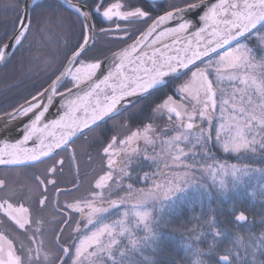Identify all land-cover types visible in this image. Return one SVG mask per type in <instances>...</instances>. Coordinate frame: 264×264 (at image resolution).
Here are the masks:
<instances>
[{"label":"snow or ice","instance_id":"1","mask_svg":"<svg viewBox=\"0 0 264 264\" xmlns=\"http://www.w3.org/2000/svg\"><path fill=\"white\" fill-rule=\"evenodd\" d=\"M56 6L69 11L78 32L68 26L63 59L45 61V78L33 92L0 108V165H49L34 177L39 195L28 206L15 188L0 179V220L15 233H0V264H159L144 250L155 253L167 218L197 196L201 201L213 197L209 186L196 177L197 146L204 156H211L217 146L224 153H252L260 167L232 165V190L246 187L251 179H257L264 190V0H76L75 4L56 0ZM46 8L43 0H25L24 11L14 22L18 31L11 44L0 48V61L9 59L12 46L22 47L34 31L43 35L54 23L66 24L53 20ZM33 13H39L35 25ZM113 43L127 47H104ZM224 80L234 89L228 98L220 87ZM159 93L165 95L154 100ZM145 107L147 119H152L153 109L166 110L167 119H174L179 129L160 139L161 151L167 149L163 164L170 170L161 173L166 178L157 182L156 172L143 169L141 177L135 165L121 168L129 180L136 173V181L152 185L133 196L132 183L125 189L116 181L113 187L108 183L112 171L107 172L88 195L61 206L64 214L56 213L61 219L55 226L60 234L54 231L53 240L45 243L46 221L41 213L49 202L47 186L53 191L62 187L57 182L64 165L61 154L74 149L78 141L87 144L85 138L100 130L94 139L103 140L112 169L117 141L103 135L105 127L122 113L143 114ZM148 131L132 132L119 143L142 139L156 151ZM138 156L128 155L127 161H137ZM142 160L159 167L156 157L144 155ZM72 185L74 190L64 195L80 191L75 180ZM227 191L221 180L213 198L223 203ZM218 211H227L236 223L247 219L235 204ZM209 224L214 237L222 235ZM134 229H141L143 235H135ZM188 251L196 257L193 264H234L230 254L217 257L214 243L207 252L193 251V246ZM137 254L142 261L135 259ZM252 255V264H264V249L259 257Z\"/></svg>","mask_w":264,"mask_h":264},{"label":"flooded vegetation","instance_id":"2","mask_svg":"<svg viewBox=\"0 0 264 264\" xmlns=\"http://www.w3.org/2000/svg\"><path fill=\"white\" fill-rule=\"evenodd\" d=\"M176 2H178V0H176ZM23 3L24 0L22 2V6ZM17 29L14 31L11 37L16 33ZM129 43H131V41H129ZM125 46L127 45H120L115 43L112 48L117 49ZM165 92L170 94L168 90H165ZM164 95L165 93H159L157 94V97H153V99H158L159 97H163ZM159 102H162V100H159ZM147 115L148 107H145L143 114L138 113L136 115H130L129 113H122L116 116L113 120H110L108 125L105 127L103 135L106 137L115 138V140L117 141L112 152V159L114 161L112 169L108 168V158L103 153V140L97 143L94 139V137L100 136V130H97L96 133L90 134L89 137L85 138L88 140L87 144H85L83 140L78 141L74 149H70L69 152L61 154L60 158H62L64 161L61 175L64 174L65 179L67 178L66 183H68V181H70L71 179L75 180L76 185L79 186L80 191L82 192L80 194L75 193V196H67L63 193L66 191H73L75 185L69 188H60L58 191H53L52 186L48 185L47 190L49 193V202L51 203L52 210L55 213L59 212L61 213V215H63L64 209L61 206L65 205L69 201H75L76 197H84L88 195L90 189L94 190L95 182L109 171H112L113 175V179L108 182L109 185L114 187L116 181H120V183L123 184L126 189L127 184L132 183L133 195H136V193L140 189L147 190L152 186L151 183L145 184L142 179L136 181V173H132L133 180H129L121 173V168H130L131 166L135 165L137 166V172L141 177L143 176V171H148L149 173L156 172L157 176H161V174H159V172L157 171L158 167L153 164L151 160H142V157L144 155H149L156 157V160H158V140L160 138L164 139V137H167L170 133H174V131L178 129L176 128L174 119L173 121H169L167 119L168 113L166 110H164L162 114H158V111H155V109H153L151 120L147 119ZM160 120L163 122L162 124H160ZM139 121L144 122L143 124H140ZM146 129H150V131H148L146 134L151 139L156 141V151L152 150L153 146L145 145L142 139L136 140L131 144L119 143L120 140L127 139V137L130 136L132 132L145 133ZM167 129L170 131H167ZM137 154H139L137 161H127L128 155L137 156ZM48 166V164H40L38 168L22 167L0 169V179L4 180L10 187L15 188L19 194L18 198H21V202L24 203L25 206H28V204L31 203L32 198L39 195L34 177L36 175L43 174L44 170ZM141 169H143V171H141ZM71 172L73 174L72 177H70ZM60 179L62 180L61 176H58L57 182L59 184H62V181ZM157 182H159V180ZM41 190H43V188H41ZM120 195L124 196L127 195V193L121 192ZM46 208L47 206L45 207L43 213H41L44 221H46V223L48 224V226L46 225V223L44 224L45 243H47V240H49V242L53 240L54 231L56 235L60 234L55 230L56 222L51 218H47L50 212H47ZM61 227H63V225H61ZM0 233H4L9 236L15 235L11 227L8 224L4 223V221L2 220H0ZM17 239H19V237H17ZM151 252L153 253V250ZM152 253L148 254V252H144V255L151 256L153 260L157 261L158 256L156 255V252L154 254ZM139 259L140 261H142L141 258Z\"/></svg>","mask_w":264,"mask_h":264},{"label":"trees","instance_id":"3","mask_svg":"<svg viewBox=\"0 0 264 264\" xmlns=\"http://www.w3.org/2000/svg\"><path fill=\"white\" fill-rule=\"evenodd\" d=\"M72 1L76 2V0ZM22 2L23 0H0V41H2V43H0V48H2L17 29L16 26L14 30V22L21 14ZM43 2L47 5L45 11L53 20L59 21L62 19L66 21V24L61 27L58 23H54L49 26L50 30L43 35L34 31L33 34L23 42L22 47L16 48L12 52L5 66L0 69V108L7 107L9 104L21 100L24 96L33 92L34 85H38L45 78L43 75L45 61L51 60L53 57H56L57 62L63 59L65 44L69 35L68 26H71L75 32H78V27L73 23V17L70 15L69 11L63 8H57L55 0H45ZM38 15L39 13L32 14L33 25H35V20ZM104 47L112 48L113 46L108 44L104 45ZM211 153L215 154L218 159L231 163L247 165L250 163L249 159H251V163H253L251 167H260L259 162L253 160L252 153L244 154V156H242L244 157L243 159L240 158V155L226 156L214 153L213 150ZM72 175L71 172L70 177H72ZM60 176L62 178V180L60 179L62 181V184H60L62 186L61 188H64V185L73 186V179L66 183L67 178L65 179L64 174ZM250 187L252 186H249V188ZM210 191L213 197H215L216 191L213 188ZM256 199L257 201H255V203H249L248 199H244L242 203L238 204H235V202L223 204H229L230 206L228 207H232L233 204H235L237 212L243 211L245 213L247 217L245 222L254 224L253 233L256 236H260L264 232V203H260L259 199H261V197H259V195H257ZM217 201L218 198H214V200L210 201L209 204L212 211L214 207L218 205ZM224 208L226 209V206H224ZM189 213L191 212H189L188 209L182 210L179 217L177 216L175 219L179 221L177 224L185 223L186 220L190 219ZM223 215L225 224H227L224 226V232L225 229L228 231V237L229 235H235L238 230H235L234 226L231 224V215H227V213ZM178 230L179 232H176L173 237L169 238V247L166 246L167 253L160 255V260H158L159 264H183V260H185L184 258L188 253L187 249L190 246L187 242V236L194 235L191 233L190 235H186V229L183 226H179ZM203 235L205 236V233H203ZM184 237V242H182L181 240ZM201 245L203 250H208V243H201ZM215 251L218 255H221L225 254L226 250L222 247L220 249H215Z\"/></svg>","mask_w":264,"mask_h":264},{"label":"rangeland","instance_id":"4","mask_svg":"<svg viewBox=\"0 0 264 264\" xmlns=\"http://www.w3.org/2000/svg\"><path fill=\"white\" fill-rule=\"evenodd\" d=\"M115 43L111 44L114 46ZM221 89L223 90L225 94V98H228L233 89V86L227 81L224 80L221 82L220 85ZM243 87V86H240ZM220 95V92H218V96ZM219 107V105H218ZM163 112H158V114H162ZM217 115H219V112H217ZM163 122L160 120V124ZM165 123V122H164ZM167 131H170L167 129ZM179 131L176 130L174 133H170L167 137L164 138H169L172 135H175ZM215 136V129H213V137ZM161 139V138H160ZM160 139L158 140V155L159 159L156 160V163L159 164V167L157 171L159 174L161 173H168L169 168H165L163 161L166 157V152L167 149L165 148L163 151H161L160 147ZM184 146V145H181ZM186 150L187 148L191 147V145L185 146ZM214 153H218L221 155H226V156H236L240 155V158L243 159L244 154L246 153H224L222 149H220L218 146L212 148ZM194 151L197 153V168H196V177L197 180H199L201 183L209 186V191L213 188L216 193H217V188L219 185V182L223 180L226 185L227 191V197L223 203H233L235 204L242 203L244 199H248L249 203H255L257 201V195L261 197L260 203H264V190L261 189V184L257 179H251L247 180L246 187H242L238 191H233V178L230 175V169L232 165H236L238 168L239 167H244L245 164H240V163H231L225 160H220L217 158L215 154L211 153V156H204L203 152L199 149V146H197ZM214 157V159L212 158ZM187 159V158H184ZM250 163H248V166H251V159ZM170 163V162H169ZM156 165V164H155ZM221 166H225L224 170L221 171ZM254 166V165H253ZM255 168V166L253 167ZM29 172V171H28ZM213 173L215 175V182L216 186H213ZM166 177L161 175L159 177V182H163V180ZM249 186H252L249 188ZM82 191H79L78 193L80 194ZM211 192V191H210ZM77 194V193H76ZM135 196V195H133ZM214 200L213 197H205L202 201L200 198L197 196L195 200L189 203H185L180 206V210L175 214L167 218V222L163 224L160 228V231L163 233V237L159 242V246L156 247V255L158 256V260H160V255L161 254H166L167 253V247H169V238L173 237L176 232H179L178 228L179 226H183L186 229V235H190V233L194 236H187L188 237V243L190 246H193V251H195L196 248H199L200 251L202 252H207V250L202 249L201 243H208V245L213 244L215 245V249H220L222 247L225 248V254H230V258L234 260V264H243L245 260L249 262V264H252V259H253V253L257 257L260 255V251L264 249V232L260 236H256L253 233L254 229V224L252 223H246L241 222V223H236L235 218L233 215L230 216L232 218L231 224L234 226L235 230H238L237 233L233 236L229 235L228 231L225 229L224 232V226L225 224V219H223V214L227 213V211H218L220 208H224L226 206V209H231L232 207L229 204H223L217 201L218 205L212 207L213 211L210 209V201ZM135 199L131 200V203H135ZM188 209L189 212V217L190 219L186 220L185 223H180L177 224L176 217L180 215V212L182 210ZM47 212H50L48 215V219H53L56 223L61 219L60 215H57L51 207V203H47ZM207 210V211H206ZM209 210V211H208ZM207 212V213H206ZM228 215V214H227ZM215 220V221H213ZM212 222L216 229H218L222 235L219 237H214L212 235V228L210 227L209 222ZM177 224V227H176ZM48 226V224L46 223ZM222 227V228H221ZM208 231V232H207ZM135 235H143V232L141 229H134ZM205 233V236L203 235ZM201 236L200 240H197L196 237ZM204 236V237H203ZM181 239L180 237H178ZM185 237L181 240L184 242ZM123 243H127V240L124 238H121ZM47 243H49V240H47ZM152 249H145L144 252H148V254L152 253ZM188 251V249H187ZM153 254V253H152ZM220 255V254H219ZM217 254V257L219 256ZM143 260V257L140 256L139 254L136 255L135 259L140 261V259ZM185 260H183V264H193V261L196 259L194 255L191 253L186 254ZM157 260V261H158Z\"/></svg>","mask_w":264,"mask_h":264},{"label":"water","instance_id":"5","mask_svg":"<svg viewBox=\"0 0 264 264\" xmlns=\"http://www.w3.org/2000/svg\"><path fill=\"white\" fill-rule=\"evenodd\" d=\"M61 2H64V0H61ZM67 3H71V4H75V2H72V1H70V0H67ZM24 6H25V0H24V3H23V6H22V13H23V11H24ZM66 6H67V4H66ZM17 31H18V29H17ZM15 35V34H14ZM13 35V36H14ZM155 35V34H154ZM13 36L2 46V48L5 46V45H7V44H11L12 43V38H13ZM152 37H150V39H151ZM125 47H127V46H125ZM17 47L15 46V45H13L12 46V51H10L9 53H8V56L10 57V55L12 54V52L16 49ZM150 50V49H149ZM8 60V59H7ZM7 60L6 61H0V69L5 65V63L7 62ZM4 168H9V167H5V166H3V165H0V169H4ZM20 168H22V167H20Z\"/></svg>","mask_w":264,"mask_h":264}]
</instances>
